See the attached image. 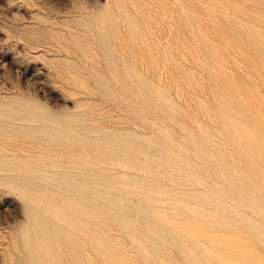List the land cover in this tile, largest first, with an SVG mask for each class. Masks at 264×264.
<instances>
[{
	"label": "rangeland",
	"instance_id": "rangeland-1",
	"mask_svg": "<svg viewBox=\"0 0 264 264\" xmlns=\"http://www.w3.org/2000/svg\"><path fill=\"white\" fill-rule=\"evenodd\" d=\"M0 264H264V0H0Z\"/></svg>",
	"mask_w": 264,
	"mask_h": 264
},
{
	"label": "bare ground",
	"instance_id": "bare-ground-1",
	"mask_svg": "<svg viewBox=\"0 0 264 264\" xmlns=\"http://www.w3.org/2000/svg\"><path fill=\"white\" fill-rule=\"evenodd\" d=\"M77 233H78V231H77ZM79 233H80V232H79ZM79 233H78V234H79ZM70 240H71V239H70ZM72 240H73V239H72Z\"/></svg>",
	"mask_w": 264,
	"mask_h": 264
}]
</instances>
